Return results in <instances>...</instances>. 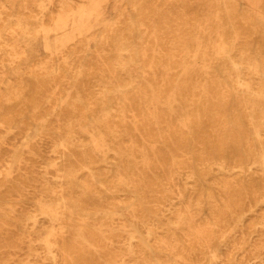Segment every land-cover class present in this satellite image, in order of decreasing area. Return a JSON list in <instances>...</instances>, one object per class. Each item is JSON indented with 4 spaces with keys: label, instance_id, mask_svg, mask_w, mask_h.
Wrapping results in <instances>:
<instances>
[{
    "label": "bare ground",
    "instance_id": "6f19581e",
    "mask_svg": "<svg viewBox=\"0 0 264 264\" xmlns=\"http://www.w3.org/2000/svg\"><path fill=\"white\" fill-rule=\"evenodd\" d=\"M105 1L0 0V59L7 58L6 61L0 60V84L5 86V92L0 93V130L11 132L13 114L19 115L29 105L35 118L44 124L48 122L47 115H51L48 120L56 123L58 131V137L51 138L53 147L50 150L49 166L54 174L44 183L45 190L36 199L42 204L41 210L26 213L20 218L32 231L37 232L47 225L48 232L45 236L36 233L24 245L28 255L38 249L42 250L46 264H98L92 256V248H95L92 232L85 233L81 226L72 227L71 216L75 212L79 211L85 216L92 214V202L83 195V190L77 189V182L91 193L92 188L96 190L101 187L116 203L130 202L134 210L139 207L132 197H122L103 184L100 187L95 184V174L106 172L107 166H96L90 159L78 161L77 166L68 164L70 157L74 161L78 160L77 154L71 152L70 145H83L85 142L78 133L85 117L77 115L74 106L71 108L72 116L64 120L60 119V113L68 105L66 100L70 92L78 95L80 88L85 90L81 79L90 76L95 88L97 106L90 109V116H93L94 121L102 116V106L114 101V115L125 118L128 114L131 117L135 136L141 144L149 147L154 163L162 167L167 157L173 159L171 152L165 153L166 158L162 153L155 154V140L144 133L145 124L148 123L146 120L152 126H158L154 116L152 119L146 116L150 114V105L155 106L158 92L152 83H148L151 89L148 95L138 82L139 73L146 75L151 71V66L146 71L141 65L146 56V48L143 46L146 35L153 41L152 57L169 60L163 67L167 72L178 65L170 60L171 57H182L183 62L178 66L186 64V59L196 60L198 52L204 48L211 34L215 35L214 54L217 58L227 60V77L242 92L239 96L241 106L259 149L245 169L237 164L229 166L220 158L211 161L209 168L230 177L243 174L264 176V78L261 75L264 71V48L254 45L253 51L250 31L248 34L243 32L246 27L251 26L254 34L256 33L257 27L253 21L255 16L264 18V0H244L248 6L244 13L237 7L238 0H209V18H200L193 23L202 35L192 32V22L186 12L187 3L202 0H129L128 8L124 7L116 14L113 22L104 26L102 35L98 38ZM205 34L208 38H205ZM172 35L173 41L166 54L163 45ZM229 39L232 45L228 43ZM193 42L196 43L194 51L191 50ZM38 45L44 56L40 61H33L32 52ZM136 49L141 50L139 55ZM94 59L97 71L92 77ZM23 63L29 64L27 71L21 69L20 65ZM181 69L185 73L188 68L184 66ZM201 69L205 74H210L207 64L202 63ZM7 76H12L14 82L10 79L7 82L2 80ZM32 84L36 90L33 94L29 92ZM165 90L168 92L166 104L172 112L175 94L168 86ZM42 91L49 92L54 97L64 95V100L56 99L60 104L57 112L53 108L46 113L40 111ZM85 95L92 97L88 92ZM117 132L121 138L123 132ZM88 134L91 146L108 159H115L120 155L118 150L113 152L109 149L103 135ZM130 144L135 147L136 142L131 140ZM6 145L10 153L13 148L6 142L0 144V150ZM142 162L149 169L144 155ZM20 165L19 161L14 167L10 155L0 151V203L4 198L22 193L29 174L25 172L28 168L23 171ZM169 178L171 182L174 180L172 176ZM184 180L183 188L176 187V196L172 202L161 207L168 213L166 228L160 230L153 223H144L140 217L135 216L143 225L146 238L175 260L165 259L161 264H198L189 249L179 246L178 233L181 234V239L205 248L208 254L206 264H264V190L254 195L245 209L232 212L235 221L233 226L224 225L217 216L212 222L197 223L201 203L188 197V191L195 183L192 172L184 173ZM94 195L96 199H100L96 191ZM209 202L214 203L211 195ZM245 227L248 231L240 232L247 229ZM213 230L218 232V243L212 246ZM239 237L240 245L235 247ZM118 242L124 253L117 263L105 264H156L139 246L137 236L126 235ZM231 247H235L236 252L227 261L224 253Z\"/></svg>",
    "mask_w": 264,
    "mask_h": 264
},
{
    "label": "rangeland",
    "instance_id": "374dc122",
    "mask_svg": "<svg viewBox=\"0 0 264 264\" xmlns=\"http://www.w3.org/2000/svg\"><path fill=\"white\" fill-rule=\"evenodd\" d=\"M129 0H106L102 6L101 19L97 37L102 35L105 25H110L116 14L124 7L128 8ZM186 12L192 22L193 33L200 34L193 25L198 19H208L210 10L209 0L193 1L186 4ZM240 12H246L248 6L244 0L237 1ZM264 5V4H263ZM254 25L257 27L256 33L251 26L243 31L252 35V50L254 45L264 48V18L254 17ZM207 37L206 34L204 35ZM173 35L164 42V52L168 54L173 41ZM208 38V37H207ZM216 38L211 34L204 48L198 54L196 60L186 59V64L178 66L183 62L182 57H171L175 68L171 72L163 69L169 61L167 58L152 57L151 47L153 41L149 36H145L143 46L146 48V56L142 59L141 65L144 70L151 71L146 75L139 73L138 82L143 86L145 92L150 95L151 89L148 83L154 85L156 92L155 106L150 105V114L156 118L158 126H152L151 122L145 124V135L152 136L156 142L155 154L171 152L173 159L167 157L160 167L154 163V159L146 144H141L132 129V119L127 114L125 118L117 117L113 111L116 109L114 101H109L101 108V117L94 121L90 116V109L96 108L97 96L90 76L81 79V85L85 87L78 91V95L70 92L67 97V107H63L60 119L72 116L71 108L74 106L77 115H83L78 133L85 140L83 145L74 143L70 145L72 153L77 154V159L68 158V164H79L78 161L90 159L96 166H107L106 172L100 171L95 174L93 181L97 186L103 184L122 197H132L133 201L139 205L134 210L130 202L116 203L112 196L101 189H89L81 186L77 182V189L83 190V195L92 202V214L85 216L77 211L71 216L72 227H82L92 232V256L98 264L116 262L124 253L119 240L126 235H135L139 239V246L146 251L149 258L156 264H161L162 260L175 262L173 257L161 250L158 245L148 240L145 235L143 225L135 216L140 217L144 223L150 222L159 227L160 230L167 227L168 213L161 209L172 202L176 196V187L183 188L184 173L192 172L195 178L194 186L188 191V197L192 201L201 203V210L198 213L196 222H212L217 216L224 225L233 226L234 217L232 212H239V209L246 208L248 202L254 195L260 194L264 190V176L259 174L239 175L230 177L226 174H219L209 168V163L217 158L222 159L227 165L234 164L248 167L250 159L253 158L259 149L254 141L252 128L247 122V116L241 106L242 94L227 77V60L217 58L213 47ZM228 43L232 45L231 39ZM195 44L191 43V50H195ZM141 50L136 49L139 55ZM41 48L36 46L32 52L33 61H40L43 58ZM6 61L7 58L2 57ZM0 59V60H1ZM92 77L97 71L95 59L93 60ZM205 63L210 67V74H205L201 69V64ZM178 66V67H177ZM187 66V74L181 67ZM23 71L29 68L28 63L20 65ZM140 67V65H139ZM264 78V71H262ZM42 78V76H40ZM1 79V77H0ZM12 76L2 78L5 82ZM71 79V76H69ZM32 84L31 94L36 90ZM170 87L175 94L173 111L168 109V100L165 87ZM207 94H205V92ZM5 92L4 84H0V93ZM39 109L42 113L50 112L53 108L55 112L60 109V100H64V95L52 96L49 92L42 91ZM41 92V93H42ZM88 92L92 97H86ZM30 94V95H31ZM148 98H150L148 96ZM56 99H59L57 102ZM13 114L11 132L0 130V144L6 142L13 150L9 153L8 146L1 147V153L10 155L14 167L21 162L23 171L29 174L25 187L21 194H13L4 198L0 203V264H46L42 250H36L27 254L25 244L34 234L45 236L48 232L47 225L39 230L32 231L21 222L20 218L33 211L41 210V203L36 199L42 190L44 183L54 172L50 169V150L53 147L51 138L58 137L56 123L49 121L45 124L35 118L32 108L25 106L22 112ZM39 117V116H38ZM122 131L123 136L119 137L117 131ZM103 135L111 151H119L120 155L115 159H108L88 142L89 134ZM136 142L135 147H131L130 141ZM87 140V141H86ZM165 151V152H164ZM84 154H88L85 156ZM148 161L149 169L142 162V156ZM108 164V165H107ZM84 175V173H81ZM170 176L174 180L170 181ZM96 187V186H95ZM100 199H96L94 191ZM213 197L214 203L209 202V196ZM70 217L69 215H67ZM89 219H88V218ZM247 228V227H245ZM248 231L242 229L240 232ZM211 245L218 243V232L213 230ZM180 247L189 249L193 258L198 264L208 262V254L204 247L181 239L178 233ZM240 237L236 240V246L240 245ZM231 247L224 253L226 260L233 258L236 248Z\"/></svg>",
    "mask_w": 264,
    "mask_h": 264
}]
</instances>
